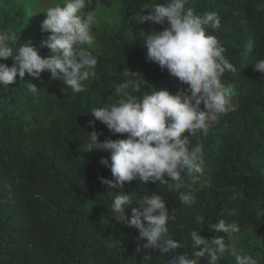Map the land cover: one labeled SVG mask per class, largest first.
Wrapping results in <instances>:
<instances>
[{"label":"trees","instance_id":"trees-1","mask_svg":"<svg viewBox=\"0 0 264 264\" xmlns=\"http://www.w3.org/2000/svg\"><path fill=\"white\" fill-rule=\"evenodd\" d=\"M114 2L118 20L94 26L93 44L83 46L98 61L85 91L73 93L48 72L39 79L26 73L23 80L17 76L0 87V264H144L146 255L148 264H169L171 254L144 249L139 230L113 218L112 198L121 189L98 179H113L110 167L99 163L109 153L85 149L93 130L89 120L103 133L100 141L127 137L113 134L90 113L109 103L120 82L133 79L129 71L145 80L137 95L152 88L174 94L187 87L147 58L144 36L164 26L135 20L163 0H90L87 10L110 9ZM189 6L196 14L215 11L220 17V27L208 31L236 69L222 77L232 89L230 107L207 135L190 137L193 145L204 146L203 174L182 172L178 189L166 174L171 189L138 178L126 182L123 191L133 203L125 211L130 217L131 208L139 207L136 200L160 194L169 210V233L184 245L177 252H191L189 234L195 229L205 239L223 237L230 248L264 264V73L253 65L264 59V0H189ZM28 13L6 17L0 30L16 33L20 43L30 42L41 56H51L41 47L50 33L42 32V21ZM0 63L11 66L14 59ZM30 82L38 87L36 93L28 90ZM189 191L195 199L184 204L179 195ZM220 219L237 223L239 232L212 229ZM199 262L206 264L203 257ZM218 264H235V258L225 254Z\"/></svg>","mask_w":264,"mask_h":264},{"label":"clouds","instance_id":"clouds-1","mask_svg":"<svg viewBox=\"0 0 264 264\" xmlns=\"http://www.w3.org/2000/svg\"><path fill=\"white\" fill-rule=\"evenodd\" d=\"M89 3L90 0H59L46 8L41 31L50 34L41 41V47L50 49L51 56H41L30 42L20 43L16 33L0 30V59H14L11 66L0 63V87H8L17 76L23 80L26 73L39 79L42 72H48L51 79H59L73 93L85 91L84 82L95 77L98 62L96 56L83 47L93 44L92 29L97 24L95 11L87 10ZM145 9L147 15L139 12L135 20L164 26L144 36L147 58L162 70L166 68L187 87L174 94L167 89L152 88L150 92L137 95L145 80L141 74L129 71L133 79L120 82L109 103L91 110V116L104 123L113 134H127L126 138L100 141L98 138L103 133L95 129L94 120L87 122L93 130L87 133L85 149L109 153V157H102L99 163L110 167L113 179L102 176L98 179L121 189L112 198L113 218L135 226L145 240L144 249L171 254L169 264H200L201 257L206 264H218L225 254L233 256L235 264H258L249 252L230 248L223 237L205 239L195 229L189 234L191 252H177L184 245L169 233V210L160 194L152 193L136 200L139 207L131 208L130 217L125 211L133 203L132 195L123 191L126 182L138 178L144 183L168 184L171 189L172 184L164 178L166 174L178 189L183 186L182 172L203 174L204 146L199 142L193 145L190 137L198 132L207 135L217 116L229 110L232 89L222 83V77L226 71H236L224 56L226 49L208 31L220 27L217 12L196 14L189 0H163L152 4L150 10ZM253 65L255 70L264 73V59ZM27 88L31 93L38 91L32 82ZM192 191L180 193V201L193 202ZM211 228L225 234L240 230L237 223H227L224 219L211 224ZM150 260L146 255L144 264Z\"/></svg>","mask_w":264,"mask_h":264},{"label":"rangeland","instance_id":"rangeland-1","mask_svg":"<svg viewBox=\"0 0 264 264\" xmlns=\"http://www.w3.org/2000/svg\"><path fill=\"white\" fill-rule=\"evenodd\" d=\"M59 0H0V23L6 20L18 16L20 11L29 10L31 19L37 21H43L46 14L44 11L46 8L54 6ZM112 8L102 9L96 12L97 24L95 26H101L104 22L117 21L118 20V6L114 2ZM119 5V4H118ZM64 5L61 4V7ZM40 18V19H38ZM18 19V18H17Z\"/></svg>","mask_w":264,"mask_h":264}]
</instances>
